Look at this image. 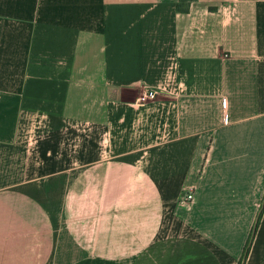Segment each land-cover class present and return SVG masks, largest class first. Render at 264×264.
Segmentation results:
<instances>
[{
	"label": "crops",
	"instance_id": "obj_1",
	"mask_svg": "<svg viewBox=\"0 0 264 264\" xmlns=\"http://www.w3.org/2000/svg\"><path fill=\"white\" fill-rule=\"evenodd\" d=\"M178 1L0 0V264H264V0Z\"/></svg>",
	"mask_w": 264,
	"mask_h": 264
},
{
	"label": "rangeland",
	"instance_id": "obj_2",
	"mask_svg": "<svg viewBox=\"0 0 264 264\" xmlns=\"http://www.w3.org/2000/svg\"><path fill=\"white\" fill-rule=\"evenodd\" d=\"M95 119L92 123L86 124V130L71 131L68 137H63L59 141L58 147L49 150V153H42L41 145L32 151L30 163L34 167H44L45 170H56L62 168H75L82 164L84 155L97 154V157L103 158L111 155L108 148L105 147L104 133L105 127L102 119ZM83 142V145L81 143ZM95 143V147L91 144ZM86 145V147H85ZM93 151V152H92ZM43 154L45 156H43Z\"/></svg>",
	"mask_w": 264,
	"mask_h": 264
},
{
	"label": "built area",
	"instance_id": "obj_3",
	"mask_svg": "<svg viewBox=\"0 0 264 264\" xmlns=\"http://www.w3.org/2000/svg\"><path fill=\"white\" fill-rule=\"evenodd\" d=\"M220 9L222 12H225L227 14H233L235 12V7L230 4H225L220 6ZM156 90L155 89H145L141 92V94L138 97V101L141 103H144L148 100H152L156 97ZM225 111V109H224ZM223 119L225 122H228V113L225 111L223 115ZM193 199V192L191 189H188L179 199L180 204H187Z\"/></svg>",
	"mask_w": 264,
	"mask_h": 264
},
{
	"label": "trees",
	"instance_id": "obj_4",
	"mask_svg": "<svg viewBox=\"0 0 264 264\" xmlns=\"http://www.w3.org/2000/svg\"><path fill=\"white\" fill-rule=\"evenodd\" d=\"M184 1L185 0H179L178 3L176 4L177 9H179L180 11L184 10ZM260 214H261V212L258 215V219L260 217ZM251 239H252V233L250 234V236L248 238V241H247V243L245 245V248H244V251H243V255H242V257H241V259L239 261V264L242 263V261L244 260V257L246 256V253L248 252V248H249L248 246H249V243L251 242Z\"/></svg>",
	"mask_w": 264,
	"mask_h": 264
}]
</instances>
